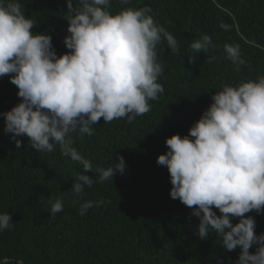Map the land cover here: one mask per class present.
Listing matches in <instances>:
<instances>
[{
	"label": "trees",
	"instance_id": "trees-1",
	"mask_svg": "<svg viewBox=\"0 0 264 264\" xmlns=\"http://www.w3.org/2000/svg\"><path fill=\"white\" fill-rule=\"evenodd\" d=\"M19 3L36 22L32 31L50 35L57 55L70 51L64 44L66 0ZM145 6L179 47L177 53L166 43L158 47L163 93L131 123L101 118L93 135L71 134L73 147L94 169L109 167L117 153L124 158L125 170L116 172L112 182L100 183L98 174L89 173L97 182L77 197L71 176L81 167L62 155L58 145L51 153L37 152L21 136L17 148L11 133L4 132L2 114L21 98L10 76L0 77V213H10L13 222L0 231V264H234L238 258L240 248L226 250L214 231L199 237V218L170 197L169 172L157 157L167 151L166 137L188 134L215 90L264 75V0H110L109 11ZM205 34L212 46L193 54L191 43ZM225 44L238 45L245 61L239 71L227 58ZM209 58H214L211 63ZM57 198L63 211L53 216L51 203ZM83 201L94 206L80 215ZM246 215L254 218L255 233H264V212Z\"/></svg>",
	"mask_w": 264,
	"mask_h": 264
},
{
	"label": "clouds",
	"instance_id": "clouds-1",
	"mask_svg": "<svg viewBox=\"0 0 264 264\" xmlns=\"http://www.w3.org/2000/svg\"><path fill=\"white\" fill-rule=\"evenodd\" d=\"M66 4L64 44L70 51L57 55L50 35L32 31L36 22L25 15L19 0H0V77L9 75L21 98L2 115L4 132L11 133L17 148L18 137L27 136L37 152L51 153L58 145L62 155L80 165L81 171L71 176L72 192L80 197L97 182L89 173L98 174L100 183L112 182L126 165L117 153L109 167L94 169L73 147L71 134L93 135V125L101 118L105 123L121 118L131 123L148 113L149 101L164 91L158 47L166 43L172 53L179 47L155 22L150 7L110 12V0ZM210 46L205 34L190 48L193 54L205 53ZM224 51L239 71L245 61L238 45L225 44ZM193 60L190 55L188 62ZM165 143L167 151L158 155L157 163L168 169L170 197L199 218V237L207 238L211 230L226 250L239 247L234 264H264V233L257 235L254 218L246 215L264 212V75L222 85L188 134H172ZM103 203L96 201L95 206ZM93 206V201H83L80 215ZM62 211V199L57 198L49 214ZM11 227V214L0 213V231Z\"/></svg>",
	"mask_w": 264,
	"mask_h": 264
}]
</instances>
